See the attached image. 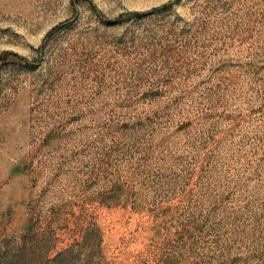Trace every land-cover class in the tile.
<instances>
[{
	"label": "rangeland",
	"instance_id": "1",
	"mask_svg": "<svg viewBox=\"0 0 264 264\" xmlns=\"http://www.w3.org/2000/svg\"><path fill=\"white\" fill-rule=\"evenodd\" d=\"M0 264H264V0H0Z\"/></svg>",
	"mask_w": 264,
	"mask_h": 264
}]
</instances>
